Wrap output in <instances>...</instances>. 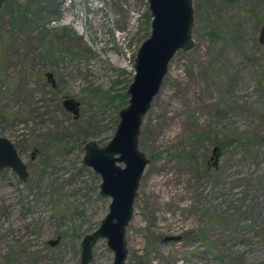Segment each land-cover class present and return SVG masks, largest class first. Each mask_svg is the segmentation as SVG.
Returning <instances> with one entry per match:
<instances>
[{
	"label": "rangeland",
	"instance_id": "374dc122",
	"mask_svg": "<svg viewBox=\"0 0 264 264\" xmlns=\"http://www.w3.org/2000/svg\"><path fill=\"white\" fill-rule=\"evenodd\" d=\"M29 4L35 17L14 25L15 9ZM192 4L193 48L172 59L141 121L136 148L147 165L124 264H264V0ZM152 19L148 0L0 6V134L30 173L23 181L0 170V264H81L83 239L111 203L83 163L86 147L113 139ZM66 99L81 104L78 120ZM216 147L217 168L208 165ZM155 178L166 180L156 192ZM92 257L113 264L107 240Z\"/></svg>",
	"mask_w": 264,
	"mask_h": 264
},
{
	"label": "water",
	"instance_id": "95a60500",
	"mask_svg": "<svg viewBox=\"0 0 264 264\" xmlns=\"http://www.w3.org/2000/svg\"><path fill=\"white\" fill-rule=\"evenodd\" d=\"M4 2L5 0H0V6ZM148 2L153 17L151 35L140 47L135 60L134 80L127 91L129 105L120 112L118 129L107 146L99 148L88 144L86 147L83 163L101 177L100 195L109 198L111 203L109 213L100 227L83 239L81 264L92 262V245L100 239L107 240L109 249L114 253L113 264H124V232L132 219L139 181L147 165V160L136 148L141 121L160 92L172 59L178 52L193 48L192 0ZM258 41L264 46V25ZM63 106L74 119L80 118L79 102L66 99ZM35 154L33 153V158ZM220 157V149L214 148L211 160H214L216 168ZM6 168H12L23 181L29 178L27 166L14 144L0 134V170ZM179 240L180 237L167 238L165 241Z\"/></svg>",
	"mask_w": 264,
	"mask_h": 264
},
{
	"label": "trees",
	"instance_id": "16d2710c",
	"mask_svg": "<svg viewBox=\"0 0 264 264\" xmlns=\"http://www.w3.org/2000/svg\"><path fill=\"white\" fill-rule=\"evenodd\" d=\"M33 5L35 4H29L28 6H26L25 8L19 7L15 9V12L13 13L14 15V25L18 26L22 23H28L31 19H33L36 15V13L33 10ZM28 17H30L31 19H27ZM206 36L210 37V42H209V47L211 48V50L215 51V49L217 48V45L219 43H217V41L215 40V38L218 37V34L216 31L212 30L210 31L208 34H206ZM219 40V39H218ZM222 150L223 147H221Z\"/></svg>",
	"mask_w": 264,
	"mask_h": 264
},
{
	"label": "bare ground",
	"instance_id": "6f19581e",
	"mask_svg": "<svg viewBox=\"0 0 264 264\" xmlns=\"http://www.w3.org/2000/svg\"><path fill=\"white\" fill-rule=\"evenodd\" d=\"M177 122V123H176ZM176 122H172V127H171V129L169 130V132H171L172 133V135H174V134H176L177 132H176V130H178L177 129V124L179 123L178 121H176ZM166 180H165V178H162V179H160V178H155L153 181H152V189L154 190V192H156L157 191V189H161V186L163 185V183L165 182Z\"/></svg>",
	"mask_w": 264,
	"mask_h": 264
},
{
	"label": "flooded vegetation",
	"instance_id": "af4514ba",
	"mask_svg": "<svg viewBox=\"0 0 264 264\" xmlns=\"http://www.w3.org/2000/svg\"><path fill=\"white\" fill-rule=\"evenodd\" d=\"M64 102V101H63ZM62 105H63V103H62ZM64 107V106H63ZM80 107H81V104H80ZM80 114H81V112H80ZM16 148V147H15ZM216 148H218V149H220V152H221V155H222V150H221V148L220 147H216ZM18 151V150H17ZM37 150H35V152H32V156H31V158H32V160H35L36 159V157L35 158H33V153H37L36 152ZM19 154V153H18ZM20 156V155H19ZM21 158V157H20ZM210 162H212V160L210 159V161L208 162V165L210 164ZM29 178H30V173H29ZM29 178L26 180V181H28L29 180ZM181 238V237H180Z\"/></svg>",
	"mask_w": 264,
	"mask_h": 264
}]
</instances>
